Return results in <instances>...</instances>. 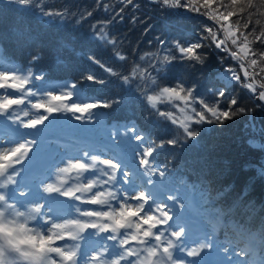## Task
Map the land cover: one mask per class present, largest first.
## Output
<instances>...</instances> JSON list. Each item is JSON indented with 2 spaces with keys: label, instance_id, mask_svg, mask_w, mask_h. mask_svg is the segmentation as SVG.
Returning a JSON list of instances; mask_svg holds the SVG:
<instances>
[{
  "label": "snow or ice",
  "instance_id": "1",
  "mask_svg": "<svg viewBox=\"0 0 264 264\" xmlns=\"http://www.w3.org/2000/svg\"><path fill=\"white\" fill-rule=\"evenodd\" d=\"M132 2L121 0L125 7ZM157 2L207 17L213 24L205 27L206 35L195 43L173 41L178 56L170 49H165L168 54L164 56L145 53L139 59L146 61L147 58V67L134 63L127 75L106 66L95 56L88 59L109 75L118 77L124 85L138 81L136 91L146 106L158 118L180 129L184 142L198 136L199 125L223 124L246 109L239 106L237 97H226L225 90L218 91L216 99L208 102L195 94V86L186 87L181 82L162 85L165 67L172 60L202 64L204 60L198 50L214 44L236 62L235 66L225 69L223 79L248 90L254 100L264 101V50H256L264 49V0ZM18 3L29 5L32 0H18ZM103 7L105 11L110 10L108 4ZM40 10L45 16L61 15ZM124 10L121 7L116 13L121 20ZM254 16L260 18L253 20ZM230 18L235 19L230 22ZM132 19L135 21L136 17ZM111 22L93 24L95 36L112 45L119 61L127 62L128 57L116 50L117 40L109 39L105 31ZM203 41L210 43L205 45ZM0 69V125L12 129L9 136H0V264H224V261L209 259L214 247L226 254L225 261L229 259L231 244L222 248L214 240L222 225V213L213 210L204 216L206 230L201 231L190 246L192 231L185 219L186 205L178 195H165L163 184L154 179L157 175L162 179L167 175L166 166L154 167L156 151L165 143L177 145L176 138L159 144L149 141L145 145V137L134 126L125 128V136L131 132L132 139L140 142L137 171L119 157L105 158L103 147H85L52 164L45 180L38 184L30 182L29 177L23 175L24 165L31 159L37 140L27 139L33 131L20 129L39 132L47 127L46 121L53 114L60 113L71 114L77 121L91 122L99 109L122 101L91 97L79 80L71 84H45V77L35 74L31 67L26 70L15 66L4 68L0 60ZM81 79L105 83L92 74ZM161 106L165 110L162 111ZM176 109L183 119L177 117ZM112 135H117L115 129ZM204 203L209 201L205 199ZM64 205L70 206V210H63ZM89 236L96 239L89 240ZM85 240L88 244L82 246L81 241ZM250 250L246 247L233 255L243 257ZM233 264L248 262L237 259Z\"/></svg>",
  "mask_w": 264,
  "mask_h": 264
},
{
  "label": "trees",
  "instance_id": "2",
  "mask_svg": "<svg viewBox=\"0 0 264 264\" xmlns=\"http://www.w3.org/2000/svg\"><path fill=\"white\" fill-rule=\"evenodd\" d=\"M104 4H108L110 10L105 11ZM121 7L125 8L122 20L116 16ZM41 8L61 15L45 16ZM114 16L116 18L112 19ZM258 18L254 16L253 20ZM234 19L230 18V22ZM108 20L112 22L105 31L109 39L117 40L116 50L128 57L127 62L119 61L112 45L95 36L92 25ZM212 24L198 14L163 6L157 0H133L126 7L121 0H100L99 7L97 0H43L42 3L32 0L29 5H21L18 0H0V58L4 68L15 66L26 70L31 67L35 74L45 77V84H71L79 80L91 97L122 101L99 109L91 122L77 121L71 114H53L46 125L51 124L52 129L62 133L61 138L70 143L80 141L78 146H87L99 134L111 138L109 133L115 129L123 132L119 135H124L125 128L133 126L145 137L146 145L149 141L159 144L176 138L177 145L165 143L155 153L154 167H167L165 178L154 177L163 184L165 195L182 198L191 194L194 205L199 208L195 214L198 218L205 214L204 200L208 196L213 197L215 203L218 200L230 203L223 205L224 210L242 206L243 212L239 209L236 215L234 232L255 233L264 221V187L260 186L262 179L264 181V101L254 100L248 90L223 79L225 69L234 62L230 56L211 44L198 50L204 60L202 64L176 59L165 67L162 85L181 82L186 87L195 86V94L208 102L216 99L218 91L225 90L226 97H237L239 106L246 109L223 124L199 125L198 136L188 142L183 141L180 129L158 118L146 106L136 91L138 81L124 85L118 77L109 75L88 59L95 56L106 66L127 75L134 63L147 67V58L146 61L139 59L145 53L164 56L168 54L165 49H170L178 56L173 41L195 43L206 35L205 27ZM161 40L165 42L163 45ZM203 43L209 45L210 42ZM87 74L104 79L105 83L83 81L81 77ZM161 110L165 108L161 106ZM175 111L182 119L179 110ZM133 143L138 148V141L131 137L128 145Z\"/></svg>",
  "mask_w": 264,
  "mask_h": 264
},
{
  "label": "rangeland",
  "instance_id": "3",
  "mask_svg": "<svg viewBox=\"0 0 264 264\" xmlns=\"http://www.w3.org/2000/svg\"><path fill=\"white\" fill-rule=\"evenodd\" d=\"M206 20L210 21L208 18H206ZM221 38H222V36H221ZM235 65H236V63L234 61L231 66H235ZM105 158H108V157L105 155ZM27 163L28 162H26L25 165H24L25 170L29 168V167L26 166ZM40 169H41V167H38V168L37 167H33L31 170H27V172H29V173H27V174L26 173H23V175L29 177L30 182H32L33 184H38L40 181H43V180L46 179L45 177H42L41 178V175H47L45 172L40 173L41 172V171H39ZM262 172L264 173V170H262ZM238 180L240 181V183L243 182L241 179H238ZM260 186L261 187H264V181H263V179H262V182H261V185ZM234 192L237 194V191H234ZM42 194L44 196H48L49 195L48 193H42ZM53 195H55V194H53ZM40 202L41 203H45L44 200H41ZM63 210L67 211V210H70V209H67L66 207L63 206ZM30 226H33V225L30 224ZM87 232H89V231L87 230ZM219 238H221L220 234H218V238H216L214 236V240L217 241V242H219L222 248L229 246V243L226 240L224 242H222V241L218 240ZM95 239H96L95 237L89 236V240H95ZM58 243H60V242H58ZM188 243H189L190 246H193V243H191V242H188ZM81 244H82V246H87L88 240L81 241ZM240 250L241 249H239V248H236V247L231 246L230 247V250H229V253L227 254V256L229 257V259L225 261V255L226 254H224L222 251L215 250V247H214V249L211 250V256L210 257H212V254H213V256H215V259H218L220 261H224V264H233V262L235 260H237V259L247 261L248 264H256V263H254V262L246 259L244 256L243 257H240L238 255H233V252L238 253ZM217 254H219V255H217ZM187 259H192V258L191 257H188ZM209 259H211V258H209Z\"/></svg>",
  "mask_w": 264,
  "mask_h": 264
}]
</instances>
